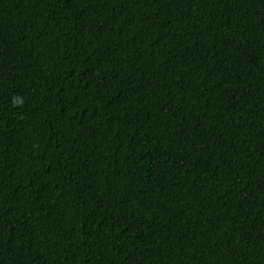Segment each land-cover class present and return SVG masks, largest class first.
<instances>
[{
  "label": "trees",
  "instance_id": "16d2710c",
  "mask_svg": "<svg viewBox=\"0 0 264 264\" xmlns=\"http://www.w3.org/2000/svg\"><path fill=\"white\" fill-rule=\"evenodd\" d=\"M0 264H264V0H0Z\"/></svg>",
  "mask_w": 264,
  "mask_h": 264
}]
</instances>
